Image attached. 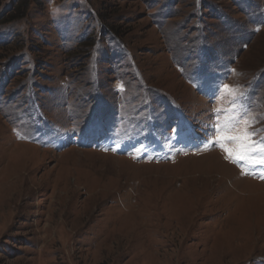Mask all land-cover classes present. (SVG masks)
I'll return each mask as SVG.
<instances>
[{"label": "rangeland", "instance_id": "1", "mask_svg": "<svg viewBox=\"0 0 264 264\" xmlns=\"http://www.w3.org/2000/svg\"><path fill=\"white\" fill-rule=\"evenodd\" d=\"M261 141L264 0H0V264H264Z\"/></svg>", "mask_w": 264, "mask_h": 264}, {"label": "snow or ice", "instance_id": "2", "mask_svg": "<svg viewBox=\"0 0 264 264\" xmlns=\"http://www.w3.org/2000/svg\"><path fill=\"white\" fill-rule=\"evenodd\" d=\"M249 135H250V136H254V135H256V134H255L254 132H249ZM260 143H261V144H264V141H261Z\"/></svg>", "mask_w": 264, "mask_h": 264}]
</instances>
